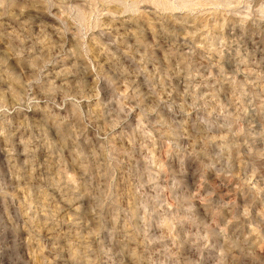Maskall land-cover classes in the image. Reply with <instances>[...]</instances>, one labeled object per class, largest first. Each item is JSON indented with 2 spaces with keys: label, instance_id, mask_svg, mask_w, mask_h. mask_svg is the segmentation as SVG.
I'll use <instances>...</instances> for the list:
<instances>
[{
  "label": "rangeland",
  "instance_id": "374dc122",
  "mask_svg": "<svg viewBox=\"0 0 264 264\" xmlns=\"http://www.w3.org/2000/svg\"><path fill=\"white\" fill-rule=\"evenodd\" d=\"M0 264H264V0H0Z\"/></svg>",
  "mask_w": 264,
  "mask_h": 264
}]
</instances>
